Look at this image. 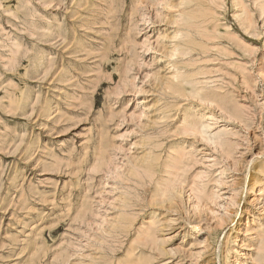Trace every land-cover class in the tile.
<instances>
[{"label": "rangeland", "instance_id": "374dc122", "mask_svg": "<svg viewBox=\"0 0 264 264\" xmlns=\"http://www.w3.org/2000/svg\"><path fill=\"white\" fill-rule=\"evenodd\" d=\"M0 264H264V0H0Z\"/></svg>", "mask_w": 264, "mask_h": 264}]
</instances>
